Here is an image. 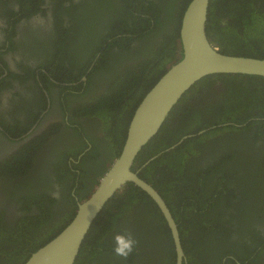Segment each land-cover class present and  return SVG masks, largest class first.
<instances>
[{
  "label": "trees",
  "instance_id": "1",
  "mask_svg": "<svg viewBox=\"0 0 264 264\" xmlns=\"http://www.w3.org/2000/svg\"><path fill=\"white\" fill-rule=\"evenodd\" d=\"M191 1H116L106 21L94 15L98 17L86 29L91 31L78 25L73 29L81 30L79 42H89L85 49L69 43L66 31H60L63 46L46 65L64 77L63 83H76L65 86L67 95L85 89L82 96L73 94L81 97L71 116L81 140L73 153L78 163L70 167L64 153L54 164L58 181L73 184L67 183L62 191L63 199L71 204L74 186H78L79 202L93 193L121 153L136 108L163 72L182 58L180 28ZM207 34L223 54L264 59V0H210ZM82 77L87 78L86 86L80 82ZM216 84L222 88H214ZM90 93L85 100L83 96ZM81 117L93 118L95 130L103 136L87 134ZM263 118L264 78L208 76L182 97L138 156L133 170L141 169L139 176L159 192L178 224L184 264H258L264 256ZM224 131L226 135L220 138ZM188 135L194 136L168 151ZM85 138L91 143L88 151ZM39 141L10 158L2 170L24 173ZM26 198L29 205L45 199L57 201L47 194ZM77 209L75 205L68 213L45 208L40 224L37 216L26 218L33 237L42 232L40 239L25 246L31 250L28 255L23 253L25 247L18 246L21 241L11 239L20 229H0V264H25L65 229ZM124 231L139 241L127 260L113 253V236ZM75 264H176V252L155 202L128 184L96 218Z\"/></svg>",
  "mask_w": 264,
  "mask_h": 264
},
{
  "label": "flooded vegetation",
  "instance_id": "2",
  "mask_svg": "<svg viewBox=\"0 0 264 264\" xmlns=\"http://www.w3.org/2000/svg\"><path fill=\"white\" fill-rule=\"evenodd\" d=\"M116 1L119 0H0V229H20L11 238L22 242L18 246H30L42 235L39 232L37 238L32 236L26 218L37 216L36 222L40 224L44 221L42 213L45 208L71 213L73 206L80 203L78 186L71 189L72 204L63 199V189L72 182H59L54 164L58 158L64 157V153L70 167L71 163H78L73 153L81 140L74 129L76 125L71 123V116L81 104V97L73 94L82 96L85 89L67 95L65 86L76 83H63L64 77L52 72L53 67L47 66L46 60L52 59L56 49L63 46L61 30L66 31L69 43H78L77 47L85 49L89 42H79L81 30L73 29L78 25L85 31L93 24L90 20L99 15L106 21L107 13ZM104 20L102 24H105ZM69 79L71 77L65 78ZM86 81L87 78L82 77L80 82L86 86ZM215 87L221 89L222 85L216 84ZM91 94L83 97L86 100ZM79 120L87 134L97 138L103 136L95 130L93 118L81 117ZM224 135L226 131L219 137ZM35 140H40L36 145L38 149L24 173L2 170L10 158L32 146ZM85 142L89 145L88 151L91 143L86 138ZM86 185L90 186V182ZM32 194H47L57 201L53 204L45 199L29 205L26 196ZM2 236L7 238L3 233ZM29 246L25 247L24 255L31 252ZM258 264H264V256Z\"/></svg>",
  "mask_w": 264,
  "mask_h": 264
},
{
  "label": "water",
  "instance_id": "3",
  "mask_svg": "<svg viewBox=\"0 0 264 264\" xmlns=\"http://www.w3.org/2000/svg\"><path fill=\"white\" fill-rule=\"evenodd\" d=\"M209 6L210 0L190 2L180 28L182 58L163 72L159 81L142 99L130 121L121 153L110 164L93 193L78 204L72 221L54 239L33 253L25 264H75L96 218L128 184L134 185L155 202L171 231L176 264L185 263L178 224L166 201L150 183L139 176L141 169L134 171L133 166L145 146L157 136L173 108L197 82L208 76L225 74L264 78V59L227 55L215 47L207 34ZM205 132L201 131L198 135ZM193 136L184 137L168 151L176 149Z\"/></svg>",
  "mask_w": 264,
  "mask_h": 264
},
{
  "label": "clouds",
  "instance_id": "4",
  "mask_svg": "<svg viewBox=\"0 0 264 264\" xmlns=\"http://www.w3.org/2000/svg\"><path fill=\"white\" fill-rule=\"evenodd\" d=\"M113 253L123 260H127L138 247L139 241L130 231L116 233L113 236Z\"/></svg>",
  "mask_w": 264,
  "mask_h": 264
}]
</instances>
